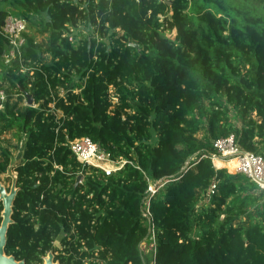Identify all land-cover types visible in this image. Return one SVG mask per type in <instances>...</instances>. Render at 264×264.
Returning <instances> with one entry per match:
<instances>
[{"label": "trees", "instance_id": "1", "mask_svg": "<svg viewBox=\"0 0 264 264\" xmlns=\"http://www.w3.org/2000/svg\"><path fill=\"white\" fill-rule=\"evenodd\" d=\"M1 1L0 30L12 13ZM9 3L45 20L50 59L25 32L21 55L0 72L9 93L1 133L18 129L23 141L6 253L27 264L50 250L61 264H145V174L180 175L151 204L156 264H264V191L212 160L214 141L231 133L264 155V0ZM82 22L94 35L74 40ZM8 48L0 32V58ZM29 91L36 106H20ZM82 136L127 162L110 175L84 165L66 144ZM11 159L3 148L0 175Z\"/></svg>", "mask_w": 264, "mask_h": 264}, {"label": "built area", "instance_id": "2", "mask_svg": "<svg viewBox=\"0 0 264 264\" xmlns=\"http://www.w3.org/2000/svg\"><path fill=\"white\" fill-rule=\"evenodd\" d=\"M28 30V20L20 15L9 13L5 19V23L0 30L2 35L8 39L9 49L5 55L2 56L6 64H10L12 60L18 55H21V49L25 45L27 39L25 32ZM8 91L6 87L0 86V113L5 109L6 102L8 100ZM2 121L0 117V142L4 139V134L1 133ZM66 144L76 155L77 159L84 165L94 166L100 170H103L107 175H110L120 170L125 163L126 159L115 160L112 155L100 144L94 142L88 136H82L74 139H68ZM215 153L212 155V160L216 168V159H220L226 163V167L233 172L241 173L248 180L254 182L259 189L264 191V155L244 149L239 142L235 133H231L227 136L220 137L214 141ZM194 159V157H192ZM229 162H232L231 164ZM189 162H187L188 164ZM186 167V166H185ZM184 169V167H183ZM146 175L148 181V188L142 199V216L149 226V234L141 242L142 255L150 256V261L146 258L145 264H156V252H157V230L155 226V220L153 212L151 210V204L155 196L159 191L163 190L167 183L172 180L181 178L180 175L175 177L164 178H152ZM79 179V182H83ZM217 191V181H212L208 188L202 204L210 203L212 196ZM56 241V240H55ZM55 243V242H54ZM81 247L80 249H84ZM90 259H84V263L87 264ZM92 264H105L103 260L94 258Z\"/></svg>", "mask_w": 264, "mask_h": 264}, {"label": "rangeland", "instance_id": "3", "mask_svg": "<svg viewBox=\"0 0 264 264\" xmlns=\"http://www.w3.org/2000/svg\"><path fill=\"white\" fill-rule=\"evenodd\" d=\"M9 2H10V0H3V1H1V6L7 8L12 13H20V9L15 7V6H12ZM44 23H45V20L42 19L41 17L39 19H32L31 18V20H28L27 33L30 36L34 37L38 43H40L44 57L46 59H50V54L46 50L48 33L39 32L40 29H42V26ZM69 32H70L69 34L71 35V37L74 38V40H79V39L83 38L84 36H93L94 35L93 27H90L83 22L80 23L78 26L71 27V31H69ZM175 33H176V31H173L171 33L172 36H174ZM65 34H67V33H65ZM102 39L105 40L106 38L103 37ZM6 53H7V51H6ZM6 53H4L3 55H5ZM5 65H6L5 61L1 57L0 58V72L5 68ZM2 84H3L2 85L3 87L7 88L8 83H2ZM58 92L60 95H62L66 92V88L59 87ZM15 100H17V96H14V98L11 99V101H15ZM26 105H28L26 99L20 103V106H26ZM33 105L36 106L35 103ZM231 114H232L233 120L235 122H237L238 116L234 112ZM17 131H18V129L12 130V131L4 134V139L0 142V159H1V153H2L3 148L10 150V153H11L13 160L16 161V159L20 158V154L22 153V145H23L22 142L23 141H21V142L18 141V138L16 135ZM155 141H156V136L153 138V142H155ZM223 165H225V164H223ZM80 179H82V176H80ZM0 180L6 186L7 190H10V187L12 185V179L9 176H7L6 172L2 173L0 175ZM55 245H58V246L62 245L61 241H60V237L55 241ZM44 263H45V260H44Z\"/></svg>", "mask_w": 264, "mask_h": 264}, {"label": "water", "instance_id": "4", "mask_svg": "<svg viewBox=\"0 0 264 264\" xmlns=\"http://www.w3.org/2000/svg\"><path fill=\"white\" fill-rule=\"evenodd\" d=\"M171 4L170 1H168ZM133 46L139 47L137 43H131ZM27 103L28 105L34 104V94L32 92H27ZM22 161V157L19 159L13 160L11 159L10 164L7 168V176L12 179V185L10 190H7L6 186L0 180V202L3 204V210L1 212L2 222L0 225V264H27L24 259L17 260L15 255H8L6 253V245L8 241V230L11 224L14 223L13 219V207L17 197V193L19 191L18 186V174L15 171V167L20 164ZM81 176V175H80ZM80 176L77 179L79 182ZM54 251L50 250L46 257H44L45 264H60L59 262L54 263Z\"/></svg>", "mask_w": 264, "mask_h": 264}, {"label": "flooded vegetation", "instance_id": "5", "mask_svg": "<svg viewBox=\"0 0 264 264\" xmlns=\"http://www.w3.org/2000/svg\"><path fill=\"white\" fill-rule=\"evenodd\" d=\"M54 244H55V243H54ZM56 246H58V245H56ZM58 247H61V246H58ZM58 253H59L58 251H54V254H55V257H54V263H55V262H59V263H60V260H59L58 258H56V255H57ZM47 254H48V253H47ZM47 254H46V255H47ZM8 255H11V254H8ZM12 255H13V254H12ZM46 255L43 256V259H44V257H45ZM16 258H17V257H16ZM17 260H21V259H17ZM24 260H25V259H24ZM25 261H26V260H25ZM43 264H45L44 261H43ZM60 264H61V263H60Z\"/></svg>", "mask_w": 264, "mask_h": 264}, {"label": "crops", "instance_id": "6", "mask_svg": "<svg viewBox=\"0 0 264 264\" xmlns=\"http://www.w3.org/2000/svg\"><path fill=\"white\" fill-rule=\"evenodd\" d=\"M224 164H225V165H218V168H219V167H222V166H226V163H225V162H224Z\"/></svg>", "mask_w": 264, "mask_h": 264}, {"label": "bare ground", "instance_id": "7", "mask_svg": "<svg viewBox=\"0 0 264 264\" xmlns=\"http://www.w3.org/2000/svg\"><path fill=\"white\" fill-rule=\"evenodd\" d=\"M216 160H220V159H216ZM56 263V262H55Z\"/></svg>", "mask_w": 264, "mask_h": 264}]
</instances>
